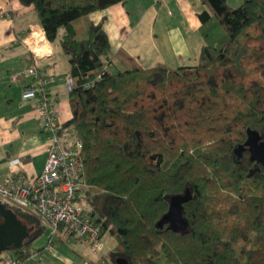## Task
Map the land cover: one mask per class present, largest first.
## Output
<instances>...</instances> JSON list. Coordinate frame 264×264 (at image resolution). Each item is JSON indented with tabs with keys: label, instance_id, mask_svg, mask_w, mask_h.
<instances>
[{
	"label": "trees",
	"instance_id": "1",
	"mask_svg": "<svg viewBox=\"0 0 264 264\" xmlns=\"http://www.w3.org/2000/svg\"><path fill=\"white\" fill-rule=\"evenodd\" d=\"M19 1L68 57L78 203L115 239L105 264H264V166L234 154L248 129L264 137V0H201L198 60L176 68L113 51L90 15L123 0ZM186 189V230L159 225L169 196ZM12 209L28 249L47 227Z\"/></svg>",
	"mask_w": 264,
	"mask_h": 264
},
{
	"label": "crops",
	"instance_id": "2",
	"mask_svg": "<svg viewBox=\"0 0 264 264\" xmlns=\"http://www.w3.org/2000/svg\"><path fill=\"white\" fill-rule=\"evenodd\" d=\"M203 9L201 0H123L92 13L90 19L103 24L114 52L127 51L143 68H176L193 66L198 60L204 43L198 14ZM0 13V181L20 172L33 178L44 168L45 148L53 133L43 129L33 102L22 97L24 85L33 78L14 82L11 75L37 64L40 78L34 80L39 84L41 80L55 96L54 108L67 125L72 119L66 85L69 61L46 39L30 6L19 0H0ZM34 31L45 37L44 48L49 47L50 53L36 58L28 44L37 43L29 37ZM48 230L41 245L28 248L42 257L41 264H99L98 257L88 256L91 251L86 243L73 240L65 227L53 236L50 246ZM24 264L36 263L26 257Z\"/></svg>",
	"mask_w": 264,
	"mask_h": 264
},
{
	"label": "built area",
	"instance_id": "3",
	"mask_svg": "<svg viewBox=\"0 0 264 264\" xmlns=\"http://www.w3.org/2000/svg\"><path fill=\"white\" fill-rule=\"evenodd\" d=\"M29 37L33 41L37 39L35 46L28 43L36 58L50 53L49 47L44 48L46 41L43 35L34 31ZM26 76L33 80L24 85L22 97L33 102L43 129L51 131L53 136L45 148L47 159L41 173L33 178L21 172L4 178L0 181V201L10 208L39 218L49 229L50 246L53 236L58 234L63 225L73 240H83L93 255L99 258V264H105L102 229L78 203L80 187L83 185V143L70 127L61 122L54 108L55 96L41 80L40 84L35 82L34 79L40 78L37 64L13 72L11 79L16 82ZM66 85L68 91L72 90L73 80L68 78ZM21 249L26 254L25 257L11 254L3 257L0 264H24L26 257L41 264L42 257L38 253L29 251L26 247Z\"/></svg>",
	"mask_w": 264,
	"mask_h": 264
},
{
	"label": "water",
	"instance_id": "4",
	"mask_svg": "<svg viewBox=\"0 0 264 264\" xmlns=\"http://www.w3.org/2000/svg\"><path fill=\"white\" fill-rule=\"evenodd\" d=\"M248 150L250 159L264 166V137L259 131L248 129L247 139L234 149V154L241 157ZM192 198L186 189L183 194L169 196V209L159 221V225L168 223L173 230H186L188 222L185 219L183 204ZM29 235L28 226L18 217L17 213L0 201V253L9 251L11 247L21 249Z\"/></svg>",
	"mask_w": 264,
	"mask_h": 264
},
{
	"label": "rangeland",
	"instance_id": "5",
	"mask_svg": "<svg viewBox=\"0 0 264 264\" xmlns=\"http://www.w3.org/2000/svg\"><path fill=\"white\" fill-rule=\"evenodd\" d=\"M227 2L231 5V6H239L242 3V0H227ZM33 46V45H32ZM47 48V47H46ZM48 229H46V231L43 233V235L41 237H39L37 240L33 241L31 243V245H29L30 248H35L38 247L39 245H41V243L43 241H45L47 239V232ZM49 231V230H48ZM103 243H104V255H106L108 258L110 256V253L112 251L113 248V244L115 243V239L108 233L103 235V239H102ZM12 251H4L2 252L0 255L1 257L7 256L8 253H11ZM91 254H93L91 252ZM91 254H88V256H91L94 260H97V256H93Z\"/></svg>",
	"mask_w": 264,
	"mask_h": 264
}]
</instances>
